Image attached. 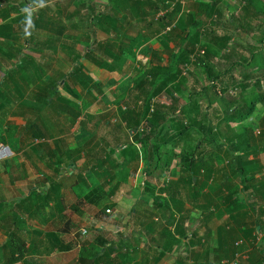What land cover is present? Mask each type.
<instances>
[{
    "label": "crops",
    "instance_id": "0c3cea01",
    "mask_svg": "<svg viewBox=\"0 0 264 264\" xmlns=\"http://www.w3.org/2000/svg\"><path fill=\"white\" fill-rule=\"evenodd\" d=\"M20 1L2 0L0 8H9ZM148 1L155 0H126L125 3L102 0L101 4ZM252 1L251 4H264V0ZM245 2L221 0L219 4L221 9H230L229 5ZM247 11L242 17L239 15L238 24L235 18L225 14L226 22L235 25L227 39L233 41L236 35H242L241 41L256 42L252 52L247 50V54L239 45L240 52L235 56L234 51L232 56L245 59L258 55L264 59V14L253 7ZM14 17L12 13L11 18ZM139 20H143L141 15L136 22ZM57 30L58 27H51V35L60 38ZM11 36L2 34L0 38L8 42ZM18 37V43H5L7 48H0L3 140L0 141V247L14 235L32 248V252L15 264H82L81 258L89 255V250L98 248L103 240L109 241L108 245L122 241L123 250L131 253V264H183L188 241L176 233L178 222L183 232V209L174 213L157 205L153 203L154 197L145 191L147 184L159 188L183 175L178 159L166 165L153 158L157 135L176 130L169 125L159 128L158 118L154 117V123L149 124L152 128L139 131L149 133L142 141L137 138L138 132L133 133L126 127L122 114L110 119L101 112H93L89 108L95 103L94 98L75 96L69 91L75 88L70 83L67 87L57 84V89L69 91L61 96H53L52 90L44 92L38 80L29 84L27 75L35 77L33 66L40 67L38 52L42 48L20 50L31 37L26 33H19ZM222 50L223 54L225 49ZM13 52L20 58L18 62L26 60L27 64L12 75L10 70L16 63ZM216 65L220 70L228 67ZM254 67L260 72L258 65ZM205 83L201 88L208 81ZM34 87L36 90L28 93V88ZM46 94L53 97L47 98ZM259 104L264 107L263 101ZM254 119L253 114L250 121ZM260 119H264V114ZM263 129L260 123L259 133L253 132L261 142L250 139V131L232 130L227 136L234 138L231 145L214 140L206 147L214 154L207 163L212 170L210 178L202 172L198 193L189 199L184 213L185 230L194 236L189 249L197 256L196 264H205L206 260L212 264H229L234 249L242 256L238 264H264V136L260 135ZM178 144L168 143L162 150L180 152L183 140ZM219 144L227 152L221 153ZM216 154H222V160ZM221 165L226 169L220 176ZM216 179V189L204 187L205 182ZM226 180L227 190L221 187ZM230 192L234 194L232 198ZM206 194L213 195L212 203L203 201ZM199 204L210 207L203 212ZM257 222L261 223L258 227ZM84 229L86 234H82ZM2 252L6 257V249Z\"/></svg>",
    "mask_w": 264,
    "mask_h": 264
},
{
    "label": "rangeland",
    "instance_id": "374dc122",
    "mask_svg": "<svg viewBox=\"0 0 264 264\" xmlns=\"http://www.w3.org/2000/svg\"><path fill=\"white\" fill-rule=\"evenodd\" d=\"M176 1L177 0H174V2ZM179 1L181 4L177 20L172 23L171 28L168 30H171L172 32L149 40L147 38L150 34L148 29L144 27V22H140V20L139 22H136V20L139 19V12L135 10H110L108 17L100 20L103 22L94 23V25H92L90 21V16L92 14L90 4L101 5L102 0H26L23 7H19L17 4H15V7H11V12L15 15L14 21L6 26L3 34L11 36L12 33H15V36H11V38L8 37L10 39L8 42L0 38V48L6 47L4 45L5 43L10 45L18 43V34H25L27 29V31L31 33L29 35L31 38L29 42H26L24 47H20V50L28 49L29 51H32L34 48H42L40 49L41 51L38 52V56L40 55L39 59L41 60L40 67L33 66V68L36 69V74H34L35 77L27 75L29 84L31 82L35 83L36 80H38L40 81L39 85L43 84L44 92H48L49 90L51 92V89H53V96H61L69 92L64 89H57L56 83L58 84L59 80H63L64 83L68 82L72 87H75L78 95L82 99L91 98L90 96H87L84 89L85 85L81 83V79H86V76L82 75L81 72H78L76 78H70L68 74L75 67L73 61L78 56H86V58L81 61L84 65L82 72L91 77V80L87 82L88 85L93 81L98 82L101 76L105 73H110L112 76L106 92L96 96L94 99L95 105L93 104L89 109H92L93 112L97 111L108 115L110 116V119L118 118L123 114V109H125L124 107L126 106H132L135 110L139 109L138 107H140L142 102L139 100L138 102L135 101L136 93H133L132 90L137 83V80L147 75L154 62L156 64L171 63L172 53L179 48L182 49L184 47H187V49L190 50L193 49L195 57L203 56L205 54V41H207L205 36L208 35L209 38V31L214 30V33L212 32L213 34L226 39L228 33L231 32L230 30L235 27L233 23L231 25L226 22L227 17L225 14L235 18L236 24H238L240 16L242 17V15H244V5L232 4V6L229 5L227 7L230 9H221V13L217 18L219 23H217L215 20L216 17L211 19L204 15H200L199 5L196 3L197 0H185L184 2L178 0V2ZM225 5L226 4H221V6ZM33 7L34 10L37 9V14L44 15L45 19L50 18L53 20L51 27H65L64 33L60 38H56V34L52 36L51 31L35 28L33 22L32 27L28 26V18L30 17L31 20H33L36 17V15H34L36 14L35 11L30 9ZM252 7L254 10H258L257 12H262V14H264V4H254ZM163 12L160 13L163 14ZM249 16H251V14ZM3 22L4 21L0 18V24ZM105 23L108 26L107 30L102 27ZM93 29L95 30V34H97L96 37L98 43H96V46L92 51L86 54L84 49L87 47L88 38L92 34L91 30L93 31ZM199 29L203 32V35L198 40H195L193 34ZM251 31L252 29L250 32ZM140 32H142V35ZM188 33H190L191 37L184 42L183 36ZM105 34L108 35V37H105ZM144 34L146 35L144 36ZM236 37L237 38L234 37L235 40L228 41L227 45L224 47L225 54L223 53V56L212 58L215 64L220 65L222 68L229 66L228 64L234 59L232 56L233 52L235 51V56L240 52L238 48L239 45H242V51H246L247 54L248 51H253L254 46L256 47L255 41H250L251 43L246 41L243 42L241 41V37H243L242 35H236ZM35 39H40V41H35ZM123 39L124 52H121L117 47V44ZM113 40L117 42L116 45L113 44L107 48L104 47L105 44L110 43ZM182 43L183 46L181 47ZM9 51L7 55L11 57ZM152 51L156 53V57L153 59L150 57L153 53ZM227 54L229 57H227ZM12 55V58L14 57L16 61V63L12 62V70L14 71L10 70V74L13 75L16 70H20L21 67L23 68L26 60L20 63L18 62L20 61V58H16L17 54L13 52ZM161 58H163L164 61L160 60ZM237 58L244 60L242 57ZM254 66L255 64L252 66L241 65L236 67L232 74L228 76L226 84L228 87L226 89L228 91H226L229 94H227V98H230V95L234 93H237L238 96L242 95L244 97V95H252L259 92V90L264 89V79L260 73L261 71L259 72L255 70ZM189 71L190 74H188ZM182 75L183 78H185L184 80L178 81L174 85L171 84L175 87L181 82L179 83L181 84V90H179V86H177L172 90L177 93L171 94L168 91H163L153 102L155 109H158L159 111L158 119L161 118L159 120L157 119V126L161 128L169 125L170 128L176 130V121L182 117L180 115V109L183 103L185 105L183 108L187 111L186 116L191 121L192 125H194V131L198 134V136H196L197 134L194 133L195 136L198 138L199 142L200 140H203L201 141L203 143V146H201L202 148L211 145V138L216 142L224 140V145H231V141H234V138L230 139V137H227L228 134L232 133V130L233 132H237V130L240 131L241 128L237 124H233L231 127H227L226 124H221V126L217 127L223 112L218 106L217 95L214 90H203L202 92L206 95H201L199 97L200 102L198 104H193L192 102L193 98L197 97L195 92L201 89V86L206 84L205 82L207 81L203 67L186 65L183 67ZM35 90V87L28 88V93ZM191 91L193 92L191 93L190 98L184 99L183 93L185 92L186 94H189ZM211 99L212 101L210 102ZM257 106L259 108L254 113L255 119L252 120L256 127L254 128L255 135L259 133L261 123L260 118L264 114L263 105L261 106L259 104ZM216 127L221 132L219 135H217L219 131L216 130ZM205 134H214V137H211L210 141L204 140L203 136H205ZM258 140L259 142L262 141L259 137L257 138V141ZM224 169H226V166L221 165L219 169L220 176ZM204 187L213 191L217 187V179L205 182ZM186 233L189 236L188 239H194L191 232ZM187 246L188 245H185L186 248H188Z\"/></svg>",
    "mask_w": 264,
    "mask_h": 264
},
{
    "label": "trees",
    "instance_id": "16d2710c",
    "mask_svg": "<svg viewBox=\"0 0 264 264\" xmlns=\"http://www.w3.org/2000/svg\"><path fill=\"white\" fill-rule=\"evenodd\" d=\"M115 0H110V3L114 2ZM121 3H125L126 0H120ZM219 1L221 0H211V1H198L197 4L199 5V13L201 16L204 15L208 18H214L216 17V21L218 16L221 13V7L219 6ZM241 1V0H239ZM245 1V0H242ZM26 3V0H22L19 3H16L19 5V7H23V5ZM244 4V12L248 10V8H252L254 6L252 0H246ZM250 3V4H249ZM3 4L2 0H0V6ZM15 4V3H14ZM180 1L178 0L174 2V0H155L153 2L148 1L145 4H140V2L136 4H90V9L92 11V14L90 16V21L92 25L94 23L103 22L100 21L102 18L105 19L108 17V13L110 10H116L119 9H125V10H135L138 11L139 15L142 16V22H144V27L148 29L149 37L147 39L157 38L159 36H163L166 33H171L172 31H168L172 23L177 20L178 12L180 11ZM15 7V5H12ZM11 6V7H12ZM11 7L9 8H0V18L4 21L0 24V35L3 34L4 29L6 26L14 21V18H11ZM150 9V10H148ZM164 11V12H163ZM160 12H163L161 14ZM38 16L35 17L32 22L33 26L35 28L45 29L47 31H51V24H53L52 19H45L44 15L37 14ZM201 19V18H199ZM58 27L59 34L64 33V26H56ZM55 27V28H56ZM103 29L107 30L108 26L106 24L102 25ZM190 30V29H188ZM214 33V30L209 31V38L208 35L205 36L207 41H205V54L201 57H198L193 54V49H187V47H184L182 49H178L177 51L172 53V61L171 63L166 64H156L155 62L153 65H151V69L148 71L146 76L141 77L139 80H137V83L135 84L132 92L136 93V102L138 100L142 102L139 109L133 108L132 106H126L123 114H122V120L126 123V127L129 130L136 131L137 138L140 140H145L148 136V131H145L143 133H139V128L143 121L146 119H150V122L154 123L153 119L158 118V109H155L154 107V100L156 97L162 93L163 91H168L171 94L177 93L172 91L175 89V87L179 86V90H181V82L178 83L177 86H172L178 81H182L185 78H183L182 70L183 67L186 65H192V66H202L205 72V77L208 81V84L203 86L201 89L195 92V95L197 94V97L193 98V104H198L200 102L199 97L201 95H206L203 90L207 91L209 89H213L215 94L217 95V101L218 105L220 107V110L223 112L222 116L219 119L218 126H221V124H226L227 127L233 126V124L239 125L241 130H246V132L250 131V139L254 138L257 140L258 136H254V128L255 123L253 121H250V118L255 113L258 103L261 101L264 102V89L259 90V92L255 94H249V95H237V93L231 94L230 98H227V80L228 76H230L233 72V70L237 66L241 65H258L261 71V75L264 79V59L260 58L258 55L251 56L249 58L242 59H236L234 60L226 70H220L215 63H213L212 58L223 56L222 49L227 45L229 39L218 38ZM91 35L88 38V44L87 47L84 49L87 54L88 52L92 51V49L96 46V43H98L97 34H95V30H91ZM142 35V32H140ZM146 34H144L145 36ZM167 35V34H166ZM195 40H198L202 37L203 32L199 29L196 30V32L193 34ZM126 37V36H125ZM184 42L187 39H190V33L187 35H184ZM128 38V37H127ZM130 38V37H129ZM116 45V41H112L110 43L105 44V48ZM217 45V46H216ZM124 46V39L120 40L118 42L117 47L121 52H124L123 50ZM183 46V43L181 47ZM132 49V48H130ZM151 59L156 57V53L153 52L151 54ZM86 56H78L73 62L75 64V67L69 72L70 78H76L78 76V72H81L82 75L86 76V79L82 80L81 83L85 85V92L87 96H90L95 99L96 96L101 95L106 92V89L108 88V84L112 78L110 73H105L101 76L100 80L93 81L90 85H88V81L91 80V77H89L87 74L83 73L84 65L81 61L84 60ZM25 57H23V60ZM262 59V60H260ZM160 60H163L161 58ZM164 61V60H163ZM246 62V63H245ZM27 64V63H26ZM25 64V65H26ZM190 74V71L188 72ZM172 84V85H171ZM58 85L61 86H68V82L64 83L63 80H59ZM57 86V83H56ZM171 87V88H169ZM53 90V89H51ZM227 90V91H226ZM69 91L73 92L75 96H79L78 92L75 88L69 89ZM182 92V91H181ZM191 91L189 94L183 93V98L188 99L191 96ZM204 93V94H203ZM199 95V96H198ZM47 98L51 97V94H46ZM177 98V97H176ZM175 98V99H176ZM212 99L210 100V102ZM136 104V103H135ZM184 104L181 106L180 109V115L181 118L177 119L176 121V132L175 133H165L163 136H160L158 134L157 138V144L155 147V153L153 154V158L156 162H162L164 161L166 165H169L174 159H178V161L181 164V171H183V175L180 176L177 180H169L167 183L162 187H155L150 186L149 184L146 185L145 191H147L148 195L153 198V203L160 204V206L167 208L169 210H174L175 212H179L183 209V232L179 228V222L176 225V233L180 236H183V241H188V248H185V254L183 256V264H195L197 256L195 252L191 249H189V246L192 244V240L188 239L189 236L186 233L185 230V220L186 216L184 213L185 211V205L187 202H189V199L191 197H195L198 193L199 189V181L201 178V175L204 172V175L206 178H210V172L212 171L210 168H208V161L211 160L212 156L214 155L210 149L202 148L201 145L203 144L200 140L198 141V134L194 131L195 127L192 125L191 121L186 116L187 111ZM247 107V108H246ZM153 109V111H152ZM226 114V115H225ZM134 116V118H133ZM152 126H149V129L152 128ZM216 127V129H218ZM264 128V119L261 121V129ZM152 130V129H151ZM219 130V129H218ZM196 133L197 135L195 136ZM260 135L264 136V129L260 132ZM209 134H205L204 140L209 139L210 137L207 136ZM249 135V134H248ZM183 140V147L180 152H164L162 149L163 145H166L168 143H172L174 146H176L179 142ZM0 141L2 142V137L0 136ZM214 141V139L211 138V143ZM179 145V144H178ZM221 153L227 152V150H224L223 145L219 144V149ZM149 155V154H148ZM219 156L218 158L222 160V154H216ZM228 156V154L226 153ZM241 157L242 156H238ZM227 180L223 182L222 188L229 189V186L227 185ZM220 190V188H219ZM226 193V192H225ZM183 194V195H182ZM163 195H166L164 197ZM232 194L230 192V198H232ZM225 199L228 198V194L226 193ZM225 199L223 201H225ZM213 195L212 194H206L204 198V202L212 203ZM225 203H227L225 201ZM198 204V203H197ZM208 204V203H207ZM200 209L204 211L208 210L210 205L208 207L200 205ZM2 205L0 204V209ZM180 221V220H179ZM261 225L260 222H257L256 226L258 227ZM254 240L257 241V238L254 237ZM264 242V238H263ZM109 241L103 240L101 245L94 249L89 250V255H86V257L81 258L82 264H131L132 258L131 253L129 251L123 250L124 247L121 243L115 242L113 244L108 245ZM238 244V243H237ZM263 245V244H262ZM6 249V257L4 256V251ZM191 251V252H190ZM32 252L31 247H27L25 242H21V239L18 237H10L5 246L0 247V264H15L19 262L21 259H24L28 253ZM115 253L114 256H112V253ZM237 250L234 249V252H232V257L229 258L228 262H232L235 258L233 255H236ZM6 259V262L3 263V257ZM234 257V258H233ZM89 259V260H88ZM242 260V256L239 258L240 263ZM25 262V260H23ZM122 261H124L122 263ZM249 261H252L250 259ZM204 264V263H203ZM205 264H212L210 261L206 260ZM230 264V263H229Z\"/></svg>",
    "mask_w": 264,
    "mask_h": 264
},
{
    "label": "built area",
    "instance_id": "2783aa9c",
    "mask_svg": "<svg viewBox=\"0 0 264 264\" xmlns=\"http://www.w3.org/2000/svg\"><path fill=\"white\" fill-rule=\"evenodd\" d=\"M181 1H185V0H181ZM153 111V109H152ZM149 124H150V119H146L145 121H143V123L141 124L139 131H144L147 130L149 128ZM133 133H136V131H133ZM108 212L110 211L109 209L107 210ZM82 234H86V230H82ZM241 257L240 253H236L235 258L233 259L232 262H229L230 264H238L239 262V258Z\"/></svg>",
    "mask_w": 264,
    "mask_h": 264
},
{
    "label": "clouds",
    "instance_id": "9594fccd",
    "mask_svg": "<svg viewBox=\"0 0 264 264\" xmlns=\"http://www.w3.org/2000/svg\"><path fill=\"white\" fill-rule=\"evenodd\" d=\"M27 23H28V26H29V27H32V20H31V18H30V17L28 18V21H27ZM26 34L30 35L31 33H30V32H28V31H27V29H26Z\"/></svg>",
    "mask_w": 264,
    "mask_h": 264
}]
</instances>
